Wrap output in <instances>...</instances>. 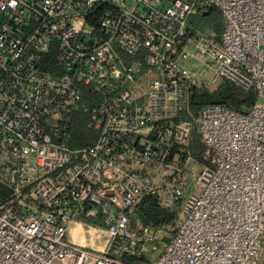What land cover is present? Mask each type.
<instances>
[{
  "label": "built area",
  "instance_id": "built-area-1",
  "mask_svg": "<svg viewBox=\"0 0 264 264\" xmlns=\"http://www.w3.org/2000/svg\"><path fill=\"white\" fill-rule=\"evenodd\" d=\"M214 7L223 30L194 31ZM221 79L254 104L192 113ZM84 89L94 137L73 147ZM0 185V264H259L264 0H0ZM146 196L176 217L134 218Z\"/></svg>",
  "mask_w": 264,
  "mask_h": 264
},
{
  "label": "trees",
  "instance_id": "trees-1",
  "mask_svg": "<svg viewBox=\"0 0 264 264\" xmlns=\"http://www.w3.org/2000/svg\"><path fill=\"white\" fill-rule=\"evenodd\" d=\"M188 22L194 31L196 29L200 31L215 30L220 33L224 28L225 19L222 12L214 7L202 16H191ZM53 62V59L49 60L45 68L52 69ZM255 100L256 94L253 88L244 90L228 80L221 79L214 88L203 87L196 89L190 99L189 107L192 113H197L200 108L207 104H220L238 110H246L254 104ZM94 101L95 98L84 89L81 100L66 115L65 122L68 131L66 141L70 146H84L93 139L94 133L86 126L88 116L86 107ZM182 117L188 118L189 116L184 113ZM189 149L197 161L203 162L201 157L203 145L200 143L195 130L193 131ZM6 195V189L0 185V198L2 199ZM176 215V208H165L159 204L156 196H146L139 204L134 218L145 224H156L158 222H171ZM136 260L146 262L143 258Z\"/></svg>",
  "mask_w": 264,
  "mask_h": 264
},
{
  "label": "rangeland",
  "instance_id": "rangeland-1",
  "mask_svg": "<svg viewBox=\"0 0 264 264\" xmlns=\"http://www.w3.org/2000/svg\"><path fill=\"white\" fill-rule=\"evenodd\" d=\"M216 84L210 85L209 88H214L216 86ZM168 231H170V229H168ZM166 238H169V236ZM161 250H162L161 242L156 243L155 245H153L152 243L147 244L143 250L142 256L146 261L156 260L159 257Z\"/></svg>",
  "mask_w": 264,
  "mask_h": 264
},
{
  "label": "crops",
  "instance_id": "crops-1",
  "mask_svg": "<svg viewBox=\"0 0 264 264\" xmlns=\"http://www.w3.org/2000/svg\"><path fill=\"white\" fill-rule=\"evenodd\" d=\"M264 243V242H263ZM259 264H264V256L262 257L261 261Z\"/></svg>",
  "mask_w": 264,
  "mask_h": 264
},
{
  "label": "bare ground",
  "instance_id": "bare-ground-1",
  "mask_svg": "<svg viewBox=\"0 0 264 264\" xmlns=\"http://www.w3.org/2000/svg\"><path fill=\"white\" fill-rule=\"evenodd\" d=\"M77 228L74 230V232H76Z\"/></svg>",
  "mask_w": 264,
  "mask_h": 264
}]
</instances>
